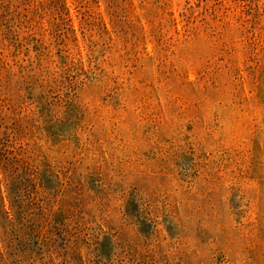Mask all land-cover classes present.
I'll use <instances>...</instances> for the list:
<instances>
[{"label": "rangeland", "instance_id": "1", "mask_svg": "<svg viewBox=\"0 0 264 264\" xmlns=\"http://www.w3.org/2000/svg\"><path fill=\"white\" fill-rule=\"evenodd\" d=\"M86 1L0 0V264H264V0Z\"/></svg>", "mask_w": 264, "mask_h": 264}, {"label": "trees", "instance_id": "2", "mask_svg": "<svg viewBox=\"0 0 264 264\" xmlns=\"http://www.w3.org/2000/svg\"><path fill=\"white\" fill-rule=\"evenodd\" d=\"M57 3H58V7L56 8L57 10V14L53 17L57 20L61 19V20H64L66 21L65 19V14H67V12H65L66 10V7H63L62 5H60V0H57ZM75 3H76V7L79 8H83V7H86L88 4L86 0H75ZM130 5L129 6H121L119 4H115L114 0H109L108 2V6H107V14L109 15L110 17V21L112 22L113 24V28L116 29V27H120L119 26V22H124L126 20H129L131 15L129 14L130 13ZM79 11V10H78ZM81 13V12H80ZM83 22H85L87 20V18H85V16H89L91 17L92 15L86 11L83 13ZM149 14H145V15H140V17H144V18H149L148 16ZM88 17V18H89ZM123 18V19H122ZM151 21H153L151 19ZM24 27L27 28L26 31H31L32 33L29 35V37L26 38V40H33V41H39V39H36L35 37H31L32 34H36L37 31H35V25L31 22H24ZM116 31V30H115ZM155 32V29H153V33ZM27 80H35L37 81V77L36 76H28L27 78H25L22 82H26ZM0 159H2V154H0Z\"/></svg>", "mask_w": 264, "mask_h": 264}]
</instances>
